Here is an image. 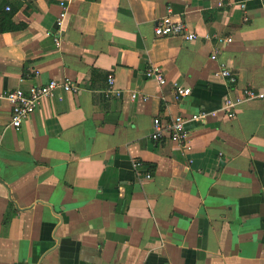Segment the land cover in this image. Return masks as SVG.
<instances>
[{"label":"crops","instance_id":"crops-1","mask_svg":"<svg viewBox=\"0 0 264 264\" xmlns=\"http://www.w3.org/2000/svg\"><path fill=\"white\" fill-rule=\"evenodd\" d=\"M219 2L0 0V264H264V99L223 109L264 92V0ZM169 12L198 37L156 35ZM66 77L11 125L9 90ZM176 115L187 142L153 140Z\"/></svg>","mask_w":264,"mask_h":264},{"label":"built area","instance_id":"built-area-1","mask_svg":"<svg viewBox=\"0 0 264 264\" xmlns=\"http://www.w3.org/2000/svg\"><path fill=\"white\" fill-rule=\"evenodd\" d=\"M220 5L223 4L220 0ZM63 5V4H62ZM11 7H6L9 10ZM242 8H245V4H242ZM67 15L66 8L64 7L61 12L57 24L62 26L64 19ZM155 34L158 36H180L185 40H194L198 37L197 32L189 30L186 22L183 19H175L170 12L156 20ZM218 41L222 44L232 41V38L219 37ZM57 46L60 45V38L55 39ZM218 51H215L212 58H217ZM38 73V72H35ZM146 75L154 78L160 85L166 83V77L164 70L158 66H149L146 69ZM216 75L235 82L236 77L227 67H220L216 71ZM24 78L21 79L23 81ZM174 94L178 100L191 93V88L185 87L179 82H174ZM80 86L71 78L66 77L62 80L50 79L43 84H31L27 87H18L13 90H9L5 97L9 101L12 107L11 111V125L16 129L21 128L24 120L34 113L41 105L42 101L46 98L61 97L62 93L77 92ZM107 93H113L117 96L121 94L119 89L115 88V76L113 74L108 75V87ZM131 97L134 99L137 94L133 92ZM264 99V92L257 91L252 87L245 88L236 97H226L223 105V109L228 112V116H235L234 108L238 105L245 103L249 100ZM208 115V112L203 111L199 114H194L191 119L199 120L202 117ZM187 118L182 115L173 116L169 121L163 122L159 117L154 118L153 130L151 138L153 140H160L166 135L169 136L173 142L186 143L188 140V132L186 130ZM151 177V175H147Z\"/></svg>","mask_w":264,"mask_h":264},{"label":"trees","instance_id":"trees-1","mask_svg":"<svg viewBox=\"0 0 264 264\" xmlns=\"http://www.w3.org/2000/svg\"><path fill=\"white\" fill-rule=\"evenodd\" d=\"M208 18H209V15H206V19L208 20Z\"/></svg>","mask_w":264,"mask_h":264}]
</instances>
